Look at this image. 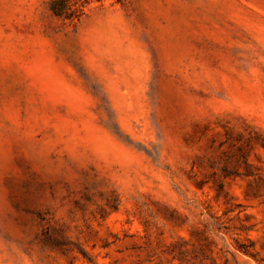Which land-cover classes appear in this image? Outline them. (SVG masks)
<instances>
[{"label":"rangeland","instance_id":"obj_1","mask_svg":"<svg viewBox=\"0 0 264 264\" xmlns=\"http://www.w3.org/2000/svg\"><path fill=\"white\" fill-rule=\"evenodd\" d=\"M0 264H264V0H0Z\"/></svg>","mask_w":264,"mask_h":264}]
</instances>
